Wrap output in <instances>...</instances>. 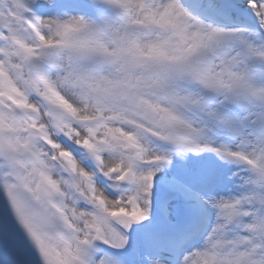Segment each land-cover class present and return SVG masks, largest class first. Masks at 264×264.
<instances>
[{"label":"snow or ice","instance_id":"6c2138e0","mask_svg":"<svg viewBox=\"0 0 264 264\" xmlns=\"http://www.w3.org/2000/svg\"><path fill=\"white\" fill-rule=\"evenodd\" d=\"M0 264H264V0H0Z\"/></svg>","mask_w":264,"mask_h":264}]
</instances>
